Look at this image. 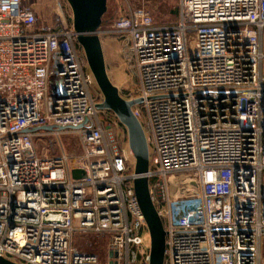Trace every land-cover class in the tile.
Returning a JSON list of instances; mask_svg holds the SVG:
<instances>
[{"label":"built area","instance_id":"built-area-1","mask_svg":"<svg viewBox=\"0 0 264 264\" xmlns=\"http://www.w3.org/2000/svg\"><path fill=\"white\" fill-rule=\"evenodd\" d=\"M45 5L41 22L37 1L0 0V257L150 264L128 132L97 107L59 1ZM176 11L158 25L146 7L129 8L99 30L125 43L138 87L127 100H143L133 112L150 149L165 264H264V0H179ZM47 125L56 128L26 132ZM69 131L83 155L38 152L36 135L61 142ZM79 235L107 237V259L79 251Z\"/></svg>","mask_w":264,"mask_h":264},{"label":"water","instance_id":"water-1","mask_svg":"<svg viewBox=\"0 0 264 264\" xmlns=\"http://www.w3.org/2000/svg\"><path fill=\"white\" fill-rule=\"evenodd\" d=\"M73 12V26L78 35V44L82 47L96 84L103 95V102L97 105L100 110H107L118 118L128 132L129 147L136 159L134 187L141 210L146 219L151 235L150 264H165L166 232L161 217L155 207L150 193L148 177L150 168V149L144 129L135 116L133 108L142 104V99H125L108 74L103 43L99 35L103 18L107 13V0H67ZM177 15V11L173 12ZM60 97L58 92H54ZM56 126L26 130L52 131ZM63 130V128H61ZM74 178L85 176L83 171H73ZM0 264H16L0 257Z\"/></svg>","mask_w":264,"mask_h":264},{"label":"rangeland","instance_id":"rangeland-1","mask_svg":"<svg viewBox=\"0 0 264 264\" xmlns=\"http://www.w3.org/2000/svg\"><path fill=\"white\" fill-rule=\"evenodd\" d=\"M40 4L41 22L42 18L46 17L50 12L45 5V0H31ZM64 13L65 19L69 24H73V12L67 0H58ZM179 0H107V13L103 18L102 31L108 30L114 22L129 8L146 7L155 22L158 25L169 24L176 21V11ZM108 69L109 77L112 83L120 90L121 95L125 98H131L137 92V80L135 76L128 69L123 51L125 43L115 34H102L100 36ZM80 46V45H79ZM80 51L84 52L80 46ZM93 97L103 102V95L99 90L95 78L94 85L91 87ZM106 115L114 116V113L106 110ZM113 136L116 140L117 148L121 152L124 145L123 130L121 127L113 129ZM35 146L40 154H47L49 157L61 155L66 152L70 157L77 158L84 154L85 148L81 142L79 134L75 131L66 132L61 137V142H57L53 137H34ZM128 150V149H127ZM77 249L83 253L95 254L100 257L102 261L107 259L108 238L97 235H79L75 236L73 240ZM262 257L264 263V246L262 250Z\"/></svg>","mask_w":264,"mask_h":264}]
</instances>
